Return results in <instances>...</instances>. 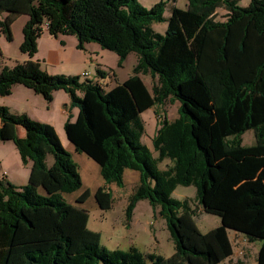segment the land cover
Segmentation results:
<instances>
[{
  "label": "trees",
  "instance_id": "trees-1",
  "mask_svg": "<svg viewBox=\"0 0 264 264\" xmlns=\"http://www.w3.org/2000/svg\"><path fill=\"white\" fill-rule=\"evenodd\" d=\"M188 0L173 6L165 34L153 28L164 20L166 2L151 8L140 0H0V30L13 39L12 23L29 20L21 48L29 59L0 72V96L20 83L52 101L56 90L77 107L65 122L68 140L100 166L105 185L95 191L100 208L110 209V184L125 186V172L139 183L129 196L127 219L140 200L165 218L175 253L150 254L151 264H220L233 254L228 230L263 241L257 264H264V0ZM226 10L224 20L218 9ZM53 36L73 34L78 47L96 42L118 55L123 66L138 56L133 73L105 87L80 75L49 74L33 57L45 27ZM105 77L108 72L98 70ZM143 75L152 77L149 88ZM179 101V115L160 119L152 150L142 142V112ZM25 134H18V127ZM253 130L256 143L243 145ZM12 140L23 163L31 161L27 184L0 176V264H146L135 246L108 250L101 233L88 227L89 212L64 194L82 186L78 164L54 125L13 113L0 104V141ZM54 162L48 166L47 155ZM169 159L170 165L159 163ZM108 185V186H107ZM178 185L195 186L201 210L221 225L202 232L189 201L172 196ZM85 189L77 196L84 202Z\"/></svg>",
  "mask_w": 264,
  "mask_h": 264
},
{
  "label": "rangeland",
  "instance_id": "rangeland-1",
  "mask_svg": "<svg viewBox=\"0 0 264 264\" xmlns=\"http://www.w3.org/2000/svg\"><path fill=\"white\" fill-rule=\"evenodd\" d=\"M160 0H140L148 8L154 6ZM166 2L164 11V20L155 22L153 28L162 34L166 33L169 17L173 6L186 9L188 0H164ZM250 0H240L239 4L247 6ZM226 10L218 9V19L224 20ZM7 16L6 12L0 13V20ZM29 20L27 14H21L12 23L13 39H8L0 30V72L2 68L14 66L17 63L24 62L29 58V54L21 48L24 34L23 29ZM46 28V27H45ZM62 40V42H61ZM38 53L34 55L39 60L40 66L49 74L80 75L82 79H89L99 82L109 88L118 82H123L137 64L138 56L136 53H130L123 66L118 65V55L111 50L102 48L96 42L85 44V48L78 47V39L73 34H59L53 36L49 32L43 31L38 38ZM98 70L108 72L103 77ZM83 73H87L84 76ZM144 80L151 87L152 77L143 75ZM109 84V85H108ZM0 104L8 106L13 113L21 111H30L34 114L33 119L47 122L57 130L64 147L71 153L73 160L78 164L79 172L82 176V186L73 193H65L67 202L82 207L89 212L88 227L101 233V243L108 250L121 249L129 250L132 246L137 247L145 257L146 264H151L150 254L170 257L175 253V244L170 236L165 218L160 214V208L154 209L148 200H140L133 212L132 218L127 219L126 207L129 196L134 191V183L137 178L134 170H127L125 173V186H112L113 204L110 209L99 207L95 191L104 184V179L100 173V166L83 152L76 150L75 146L68 140L65 132V122L72 113L73 119L78 113V108H70L69 95L64 90H56L53 93L52 101L47 100L42 94L23 84L17 83L12 87L9 95L0 96ZM180 102H167L161 108V118L156 115L157 107H152L141 116L145 125V133L142 136V142L152 150L154 156L157 152L154 149L153 138L160 125V119L165 115L169 119L178 117ZM75 114V115H74ZM18 134L23 136L25 129L18 127ZM243 145L251 146L256 143L253 130H247L242 135ZM54 162L52 154L47 155L46 163L50 166ZM171 161L165 159L159 163L160 168H166ZM28 165V166H27ZM31 170V161L23 163L20 153L12 140L0 141V176L7 177L9 181L18 185L27 184ZM18 178V180L16 179ZM85 189H89L90 194L84 202H78L77 196ZM172 196L179 200L187 199L190 207L194 210V220L202 232L221 225V219L218 215L206 213L201 210L196 200V187L178 185ZM229 237L233 246V254L229 259L220 264H257V257L261 245L260 239L241 241L234 235L235 231L229 229ZM239 234L243 235V233Z\"/></svg>",
  "mask_w": 264,
  "mask_h": 264
},
{
  "label": "crops",
  "instance_id": "crops-1",
  "mask_svg": "<svg viewBox=\"0 0 264 264\" xmlns=\"http://www.w3.org/2000/svg\"><path fill=\"white\" fill-rule=\"evenodd\" d=\"M45 31H47L48 32V30L45 28ZM66 35V34H65ZM61 42H62V40H61ZM63 43V42H62ZM39 51V50H38ZM38 53V52H37ZM29 59V58H28ZM33 59L34 60H37V59H35V57H33ZM27 60V59H26ZM37 61H39V60H37ZM143 77V76H142ZM127 79V78H126ZM144 79V78H143ZM124 81V80H123ZM145 81V80H144ZM145 83L147 84V82L145 81ZM109 85V84H108ZM152 85V84H151ZM147 86L149 87V88H151L148 84H147ZM109 87H110V85H109ZM61 90V89H60ZM67 93V92H66ZM68 94V93H67ZM69 100H70V97H69ZM17 113H27L31 118H33V117H35L34 116V114H32L30 111H21V112H17ZM71 113H73V112H71ZM75 115V114H74ZM29 163V162H28ZM31 165H32V163H31ZM28 166V165H27ZM126 173V172H125ZM134 174H135V176L137 177L138 176V180H137V182H135L134 183V189H135V187H136V185L139 183V179H140V174H139V172L138 171H135L134 170ZM7 178V177H6ZM8 179V178H7ZM17 180H18V178H16ZM9 180V179H8ZM19 181V180H18ZM20 184H18V186H21V185H24V184H21V183H24V182H19ZM105 185V183L104 184H102V185H100V186H104ZM108 186V185H107ZM112 186H113V184H110L108 187H109V190H112ZM228 235H230V233H229V230H228ZM234 235L236 236V237H238V239H240L241 241H245V239H247V237L243 234L242 235V237H241V235L239 234V232H236L235 231V233H234ZM230 238V237H229ZM232 243V242H231ZM233 245V244H232ZM231 257V256H230ZM229 257V258H230ZM229 258H227V259H229Z\"/></svg>",
  "mask_w": 264,
  "mask_h": 264
},
{
  "label": "built area",
  "instance_id": "built-area-1",
  "mask_svg": "<svg viewBox=\"0 0 264 264\" xmlns=\"http://www.w3.org/2000/svg\"><path fill=\"white\" fill-rule=\"evenodd\" d=\"M46 29H47V26H46ZM84 76H87V73H83Z\"/></svg>",
  "mask_w": 264,
  "mask_h": 264
}]
</instances>
